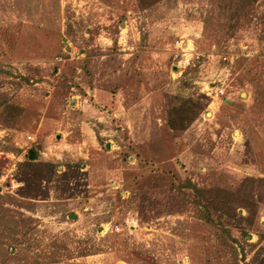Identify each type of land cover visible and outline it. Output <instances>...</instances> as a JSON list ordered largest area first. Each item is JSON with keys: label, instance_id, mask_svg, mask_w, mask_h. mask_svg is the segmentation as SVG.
<instances>
[{"label": "rangeland", "instance_id": "1", "mask_svg": "<svg viewBox=\"0 0 264 264\" xmlns=\"http://www.w3.org/2000/svg\"><path fill=\"white\" fill-rule=\"evenodd\" d=\"M143 3L0 0L18 108L0 119V264H244L264 245V201L235 194L264 178V0ZM182 104L199 114L176 132ZM31 150L58 173L24 197Z\"/></svg>", "mask_w": 264, "mask_h": 264}, {"label": "trees", "instance_id": "2", "mask_svg": "<svg viewBox=\"0 0 264 264\" xmlns=\"http://www.w3.org/2000/svg\"><path fill=\"white\" fill-rule=\"evenodd\" d=\"M145 0H139L141 7L145 6L143 3ZM193 105L182 104L175 106L170 110V115L168 117V127L173 131H185L190 123L195 120L199 114L198 109ZM203 109V108H202ZM18 108L14 106L8 99L7 96L0 93V119H3L6 122V127L13 126L14 114ZM141 160V156H139ZM37 159V153L31 155L30 151L27 153V168L28 175L25 179L23 188H20L19 191L22 192L23 196L26 197L28 193H36L35 190H30L32 185H36V188L39 186L38 183L43 179L47 178L51 181L53 175L58 173L56 169H53V166L46 164L48 171L45 170L47 174L42 173V166L35 164ZM143 175L134 174L130 179L126 181L124 185V191L132 193L134 196H137L139 199L138 204L139 208L142 209L146 206L149 201V196L141 180ZM131 181V182H130ZM138 192V194H136ZM235 194L246 199L255 200V202L264 201V178H255V177H246L244 178L238 186L235 188ZM37 196V194H35ZM40 261H37L35 264H40ZM244 264H264V245L261 246L254 254V257Z\"/></svg>", "mask_w": 264, "mask_h": 264}, {"label": "water", "instance_id": "3", "mask_svg": "<svg viewBox=\"0 0 264 264\" xmlns=\"http://www.w3.org/2000/svg\"><path fill=\"white\" fill-rule=\"evenodd\" d=\"M107 147H109V146L107 145ZM30 153H31V155H34V151L33 150H31ZM75 217H76V215H74V214L69 216V218H75Z\"/></svg>", "mask_w": 264, "mask_h": 264}, {"label": "built area", "instance_id": "4", "mask_svg": "<svg viewBox=\"0 0 264 264\" xmlns=\"http://www.w3.org/2000/svg\"><path fill=\"white\" fill-rule=\"evenodd\" d=\"M221 93H223V92L221 91ZM87 210H89V208H87ZM90 210H93V209L91 208ZM116 230H119V228H116Z\"/></svg>", "mask_w": 264, "mask_h": 264}]
</instances>
